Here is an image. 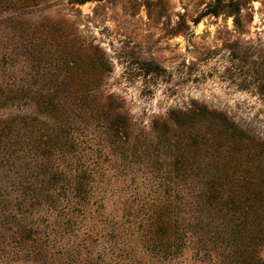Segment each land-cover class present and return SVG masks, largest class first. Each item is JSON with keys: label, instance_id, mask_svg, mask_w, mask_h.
Returning <instances> with one entry per match:
<instances>
[{"label": "trees", "instance_id": "obj_1", "mask_svg": "<svg viewBox=\"0 0 264 264\" xmlns=\"http://www.w3.org/2000/svg\"><path fill=\"white\" fill-rule=\"evenodd\" d=\"M49 1L0 0V264H264V134L199 101L137 129ZM251 1L199 0L191 23L231 18L227 71L264 100Z\"/></svg>", "mask_w": 264, "mask_h": 264}, {"label": "rangeland", "instance_id": "obj_2", "mask_svg": "<svg viewBox=\"0 0 264 264\" xmlns=\"http://www.w3.org/2000/svg\"><path fill=\"white\" fill-rule=\"evenodd\" d=\"M198 2L50 0L42 10L66 18L84 42L104 51L111 70L102 89L121 101L137 129H151L153 118L171 107L199 101L264 134V100L251 87H239L246 69L235 64L227 71L224 41L236 35L232 20L207 16L192 24ZM247 12L252 19L242 37L264 56V0L251 1ZM180 15L189 26L185 32L177 29ZM259 254L264 262V247Z\"/></svg>", "mask_w": 264, "mask_h": 264}]
</instances>
